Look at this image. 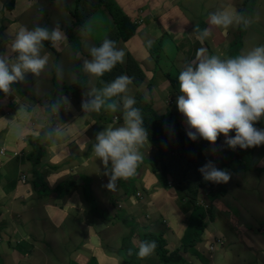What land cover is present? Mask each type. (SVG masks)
<instances>
[{
	"label": "crops",
	"instance_id": "0c3cea01",
	"mask_svg": "<svg viewBox=\"0 0 264 264\" xmlns=\"http://www.w3.org/2000/svg\"><path fill=\"white\" fill-rule=\"evenodd\" d=\"M5 1L8 2L10 0H0V31L6 34L4 44H7V40H10L7 38V35L17 34L22 26L29 30L37 26L46 27L49 30L59 26L66 37V39L58 42L55 47L52 45L51 49L47 48L44 44L41 54L43 55L45 50H49L53 54V58L49 55L48 65L46 66L47 73L51 75L52 85L50 86V84L46 82L45 75L42 73L32 77L33 82L36 81V84L34 83L35 90L32 92V95L37 98L39 108L32 110L34 104L28 99L31 102L29 106V110L31 111L28 112V116L30 115L31 117V115H33L34 118H32V121L36 117H40L47 122L46 131L48 136L45 139L44 148L40 150L41 156H43L45 154L44 151H48L47 149L50 147L70 145L71 148L65 147L64 151L68 149H71L72 152L76 151L72 156H75L77 160H79L82 159L80 155H83L86 151L80 152L78 148H82L84 143H89V155L82 160H88L89 162L97 160V168L91 175H87L85 178L87 181L91 177L100 182L105 181L107 183L109 180V176L105 175V166L95 155L93 145L96 143L95 137L98 132L108 127H118L120 124H115L116 121L122 124L124 123L123 97L127 96L131 88L132 91L129 97L133 98L137 88L146 80L154 93L156 107L164 108L165 113L168 112V108L165 104V94L172 95L173 92L172 102L176 105V99L178 95H180L178 83L179 72L186 64L192 62L197 57L192 59L193 53L189 52L190 49H195L196 51L195 47H197L205 50V43L207 42L212 49L216 51V56H219L221 59L236 57L229 56L226 52L228 43L233 40L230 34V31L234 30L233 28L229 29L228 27L211 25L206 15L202 16L207 19L206 22L199 25V22H201L199 20L198 23L193 24V19L196 20V18L192 16L193 3L195 0H188L187 3L183 0H116L127 17L137 26L136 35L130 41L123 42L120 40L117 43V48L123 50L125 53L123 62H120L121 67L125 71L124 76H128L132 82L128 86L127 92L121 94V99L118 101V110L116 112L107 109L104 110V108L99 112H84L81 107L82 100L86 99L84 93L92 89H103L106 85L101 77L92 76L84 70L79 71V76H76L75 73L70 74V69L72 68L75 71L76 68L75 60L77 59L73 56V50H76L78 55L77 58L81 65H83L84 60L91 59L88 49L91 46H97L98 43L106 37L93 40L91 24L97 26L103 23L107 25V30H109L114 24L108 13L103 10L97 11L94 16H89L84 21L83 26L74 27V32L80 33L82 31L83 36H79L81 33L79 35L76 34L72 43L69 44L65 34V28H70L74 24V16L72 15L71 17L67 15L64 6H60L56 1L52 0H13L14 9L10 11L7 9ZM64 1L68 7L75 4V0ZM4 6L5 9L3 8ZM231 8L233 9V7ZM28 10L30 13L26 15ZM93 18H95V21L90 22ZM140 21L142 23L141 25H139ZM203 25L205 26L204 29H209L212 34V37H207L205 42L198 38L199 31L203 29ZM238 25L239 24H236V26ZM197 27L199 31L195 34L194 30L197 29ZM109 32L110 31H108V33ZM139 34L144 35L142 41L139 39ZM238 37L239 36H237L236 39ZM241 40H238L236 43L239 44ZM77 41L78 43L76 44L75 42ZM149 41L151 42L150 46ZM158 45H160L161 48L158 50L160 53H156L160 58V62L157 64L155 58L151 56L150 50ZM66 48L70 51L67 54L65 52ZM3 50L2 54L10 58H14L16 55L12 50V46H7ZM242 54H244L243 51L238 55ZM187 56L188 58L190 57V60H187ZM56 65L58 67L55 69L54 67H56ZM159 66L162 67L160 71H158L157 68ZM52 69L55 70V75L51 74ZM157 71L160 72V74L155 76ZM140 74H143V78H141L140 84L136 85L134 80H136ZM149 76H151L150 79L148 78ZM161 77H165L169 85H166L164 80L160 81ZM171 78L175 80L174 86H172ZM55 79L57 81H55ZM63 95L66 96L70 102V108L66 109L67 105L61 103L60 112L57 116H54V111L51 106L53 102L61 100ZM34 101L36 100L34 99ZM45 101L50 102V104L47 105L50 106L49 112H45ZM2 108L0 104V109ZM117 112L121 115L120 119H118ZM178 113L182 117L178 118L177 115H174L182 124L185 134H187V132L192 129L188 127L183 114L180 112ZM43 114L48 116L46 117ZM2 116L3 114L0 113V118ZM9 124L12 126V123L9 122ZM254 126L257 129H264V118L254 122ZM49 129L51 131H49ZM56 129L60 130L59 134H56ZM6 132L7 126H0V138ZM6 134L7 139L12 141L13 136L8 133ZM223 136V134L220 135L217 145L225 141V139L222 138ZM91 138L92 140L90 142ZM1 141L0 139V142ZM192 141L194 145L197 146L198 144V146L204 147L199 149L200 153H202L199 156L200 160L204 164L205 160L209 162L210 160L207 154L203 152V149L210 152L212 150V143L200 137ZM211 153L217 157L222 155L221 152L217 153L216 151H212ZM24 160L28 161L25 158ZM17 161L19 162V160ZM110 166L109 162V167ZM50 174L52 175L53 172H50ZM6 176L7 173L3 171L2 177L5 178ZM132 178H134V176L123 179L127 183L125 185L127 191L131 190L132 186L136 188ZM23 179L26 182L29 180L28 182L31 183H20L16 178H13V180L11 179V182L8 184L6 181H3L2 186H0V201L6 200L3 199L2 195H9V201L18 199L23 200L24 197L25 200L32 192H36L40 197L43 192L45 196H42V198L44 199L51 195L49 193L52 192L54 195L53 199L57 201H60V198L63 196L60 195L57 197L56 193L52 190H41L44 180H47L49 185L56 183V180H53V175L42 178L39 173L36 175L31 170L23 175ZM36 179L40 183L33 182ZM141 179L143 183L144 181L152 182V180H154L150 173H146L145 177L143 174V178ZM175 184L178 183L175 182ZM223 185H225L223 191L221 193L216 192V194H223L226 192L228 194L229 190L226 188H228L230 184L227 182L223 183ZM3 187L7 188V192L3 191ZM73 188L75 189V180L73 181V186L66 192H73ZM161 190L162 189L158 186L152 188L155 194ZM243 192L246 195L242 203L244 201L247 203L244 211L240 209L241 203L233 197L232 199L236 203V207H233L227 201L224 202L226 205L225 207L233 210L232 213L236 214L237 219L235 223H232L231 220L225 222L224 232L228 239L227 244L224 245L222 240L223 236L220 234L222 227L220 233H212L216 235L215 238H211L208 233V221L214 220V217L211 220L204 219L205 227L196 238V244L189 246L186 241L183 240L184 235L187 237V232L183 234L180 233L181 226L185 222L184 217H177V214L173 212L168 214L170 223L167 227L169 226L171 235L174 236V239L176 238L178 240L177 243L183 248L184 251L180 252V254L187 259L188 264H207L205 255L209 254V252H213L210 264H264V216L253 209V203L250 202L252 195H247L251 190H244ZM36 200V196L29 197V201L25 202L27 207L23 206L22 209L24 211L28 210V214H32L38 219L35 223L40 224V222H42L43 224H49L47 218L41 213V206L36 204ZM19 209L17 205H12L7 201L2 204V208L0 209V245L5 246V258L0 255L1 264H92L93 262L96 264H122L125 259L130 257V255L127 254V250L138 246L140 237H143L146 232H151L154 235H162L160 233L156 234L153 231L160 227V224L156 223L157 218H150L148 223L141 227L142 231L138 235H135L132 229H127L126 226L128 221L125 217H121V221L118 223L113 221L112 216L99 217L93 215L82 224L86 226L83 228L82 232L72 230L66 233H57L55 236L56 242L52 243V240L49 239L47 242L48 245L44 249L43 243L40 242L36 250L35 243H33V232L24 231V224L20 223L18 219L16 222H13L12 226L7 221L8 215H11L12 211L18 213ZM147 215L150 216L151 214L149 213ZM115 228L118 229L119 232H116ZM165 234H163V238L166 242L165 247L178 251V249L168 244ZM121 240L126 241L125 246L120 245ZM216 240H220L221 243H216ZM213 243L214 247L210 249L209 247ZM196 248H201L200 251L198 249V254L194 251ZM234 250H237L239 253L236 255ZM157 262L168 264L165 260H157ZM139 264H143L141 260H139Z\"/></svg>",
	"mask_w": 264,
	"mask_h": 264
},
{
	"label": "rangeland",
	"instance_id": "374dc122",
	"mask_svg": "<svg viewBox=\"0 0 264 264\" xmlns=\"http://www.w3.org/2000/svg\"><path fill=\"white\" fill-rule=\"evenodd\" d=\"M183 1L185 3L188 2V0ZM222 3L225 5L219 9ZM227 3L234 5V8H230L228 10ZM193 4L194 7L192 10V16L196 18V20L192 18L194 22L193 24L198 23L199 20L201 21L199 24L206 22L207 19L202 16L206 15L209 19L210 14L215 13L216 11L240 13L250 21L248 26H243V24H241L244 27L243 29L230 31L232 39H235L240 34L241 30L244 31L243 35L237 38L238 40L242 39L240 41V52L243 51V53L246 54L252 48L264 45V0H195ZM65 5L67 6L66 3ZM247 5L251 7V10L246 9ZM118 6L121 8L119 4ZM75 7V4H72L68 7L70 10L66 9L65 13L72 17ZM3 8L5 9V6ZM29 13L30 11L28 10L26 15H29ZM252 15H254V18L257 17L256 21L252 20ZM81 18L83 19V22L87 19L83 17ZM93 21H95V18H93L90 22ZM141 24L142 23L140 21L139 25ZM78 26H83V23ZM230 26L232 27L233 24ZM91 30L93 32V40L104 38L108 35L107 25H104L103 23H100L97 26L91 24ZM198 31L197 27V29L194 30V33L197 34ZM80 33L75 32V34L83 36V32L81 31ZM5 35V33L0 31V46L3 44L2 37ZM143 37V34H139V39L141 41L143 40ZM75 43L77 44L78 41ZM196 49L200 50L202 48L196 47ZM45 52L49 53L50 57L53 58L51 51L45 50ZM76 66L79 71L83 70V65L79 63V60L76 62ZM57 67L58 66L56 65L54 68L56 69ZM157 68L158 71H160V68L162 67L159 66ZM158 71L155 76L160 74ZM41 73L45 75L46 82L51 86L52 79L51 75L47 73V69L45 68ZM73 73H75V71L71 68L70 74ZM51 74L55 75L54 69L51 70ZM33 76V74L28 73L26 74L24 81L13 83L11 85L12 89L8 94L0 92V104L3 107L0 109V113L3 114L0 118V126H7L6 133L11 134L13 136L12 141H14L12 142L7 139L6 133H4V135L0 138L2 140L0 142V148L5 149V156L0 154V186H2L3 181H6L8 184L11 182V179L13 180L16 176L19 177L21 174L23 176L32 170V172L36 175L39 173L42 178L53 175V180H56V183L63 177L62 180H64V182L58 189L55 190L56 196L58 192H63L61 194L63 196L60 198V201H57L53 199L54 195L52 192H50L49 194L51 195L45 199L42 198V196L40 197L36 192H32V194L27 196L25 200L24 197L23 200L18 199L9 201V195H2L3 199L6 200L0 201V209L5 201L12 205L15 204L20 208L18 213L12 211L11 215H8L7 221L9 224L12 226L13 222H16L18 219L20 223L24 224V231L33 232V243H35L37 250L40 242L43 243V249L48 245L47 242L49 239L52 240V243L56 242L55 236L57 233H66L72 230L82 232L83 228L86 227L82 224L93 215L99 217L112 216L113 221L118 223L121 221V217H125L128 221L126 226L127 229H132L135 235H138L142 231L141 227L147 224L150 218H157L156 223H159L160 227L158 229H154V233H160L162 234V237L163 234L166 233L165 238L168 244H170L173 248L178 249V252L180 253L184 250L177 243L178 240L176 238L174 239V236L171 235L169 226L167 227L170 223L168 214L173 212L177 214V217H184L185 219L180 231L182 234L187 232V237L184 235L183 240H185L189 246L195 245L197 236L191 232V226L197 221V219H191L192 204L188 202V198L191 199L193 196L182 197L181 193L183 194V191L178 189V184H175L173 178H165L167 180L166 188L160 187L162 190L155 194L152 191V188L156 185V181H144L143 183L141 179L143 178V174L145 177L146 173H150V171H152V166L146 159H143V162L140 163L136 170V174L133 175L134 178L132 179L135 182L136 188L132 186L131 190L127 191V188H125L127 183L123 179H118L115 187L113 189H108L106 187L109 182L108 179H106L108 180L106 183L105 181H96L93 177H91L88 181L84 178V176L87 177V175H91L95 172L97 168V160L92 162L82 160L89 155V143H84L82 148H78L80 152L84 150L86 151V153L80 155L82 159L79 160H77L75 156H72L76 151L72 152L71 149L64 151L65 147L71 148L70 145H57L50 147L47 149L48 151H44L45 154L41 156L40 150L44 148V143L46 142L45 139L48 136L46 131L47 122L40 117L32 121V118L34 117H30V115L28 116L29 106L31 105V102L28 99H31L29 97H32V92L35 90L34 83L36 84V81L33 82L32 80ZM150 77L151 76L148 78L150 79ZM141 78H143V74H140L135 80L137 82L136 85L140 84ZM163 80L166 85H169V82L165 79V77L160 78V81ZM55 81L57 80L55 79ZM131 91H128V97L130 96ZM138 93L142 94V96L151 103L153 108L158 113H164V108L156 107L154 93L146 80L137 88L134 94L137 95ZM172 95L165 94V104L168 111L174 113L178 116V118H180L182 116L178 113L179 111L177 106L172 102ZM33 99L36 100L34 102L36 103L37 98L34 97ZM113 99L118 102L121 99V95L113 97ZM169 100H171V103H169ZM37 104L39 103L37 102ZM45 112L49 111L45 110ZM117 116L118 119H120L121 115L119 112H117ZM9 122L12 123V126ZM115 124H120L118 127L123 125L119 121H116ZM229 135L234 136V131L230 132ZM92 138L90 139V142ZM222 138L225 139L224 136ZM196 148L197 152L196 160L193 165V172L197 176L195 182L198 183L203 179V176L198 169L205 165L208 161L204 164L199 158L202 154L199 149L204 147L197 146ZM29 151L33 153L30 159L25 157V153H28ZM212 151H216L217 153L221 152L222 155L219 157L214 156L211 153ZM235 151V156L233 158L230 157V153L234 154ZM203 152L207 154L208 159L215 165V167L219 166L223 170L230 172L232 175L231 179L228 181L230 186L226 188L229 190L228 194L227 192L223 194H213L212 189L209 191L212 193L210 194L206 189H198L199 192H195V194H197L192 201V203L196 202L198 204H202L206 214H212V216H214V220L208 221V233L211 238H215L216 235L212 233H220L222 227L220 234L223 236L222 240L224 245L227 244L228 239L224 232L225 222H229L231 220L232 223H235L237 221L236 214L232 213L233 210L225 207V201L229 202L233 207H236V203L233 201L232 197L237 199V201L241 203L240 209L244 211L247 203L246 201L242 203L246 195L243 191L251 190V192L247 195H252L250 200V202L253 203L252 207L255 211H258L262 216H264V144L246 149H241L237 146L235 149H232L225 143L223 146H218L216 148L212 147L210 152L203 149ZM15 153L17 154V157L21 156V160H19V162L16 159H12L15 157ZM141 153L143 155L145 154L144 146L141 148ZM244 153H246L245 156L243 155ZM24 158L28 161L24 160ZM3 171L7 173L5 178L2 177ZM50 172H53V174L51 175ZM74 180L76 190L73 188V192H66L73 186ZM156 180L158 179L156 178ZM28 181L25 182L31 183ZM33 182L40 183L37 179ZM44 182L48 184L47 180H44ZM158 182L161 185L160 180H158ZM56 183H53L50 186H53ZM223 189L224 188L222 186H215L213 188V190H217L219 193H221ZM3 191L7 192V188L3 187ZM33 196L37 197L36 204L41 206V213L47 218L49 224H43L42 222H40V224L35 223L38 219L32 214H28V210L24 211L22 209L23 206L27 207L25 202H28L29 197ZM238 211L240 212L239 209ZM149 213L151 214L150 216L147 215ZM197 214L198 213H195V215ZM116 232H119V230L116 229ZM5 234L7 235L6 232ZM120 245L125 246L126 241L121 240ZM198 249L199 248H196V250H194L196 254H198ZM172 252H174V250L165 247L163 250L155 249L153 254L146 258L141 259L139 257H135L136 259L138 258V261L141 260L143 264H161L158 263L157 260L160 261L164 259H166L168 264H188L187 259L181 254H178V259L177 257H172ZM234 253L237 255L239 252L234 250ZM212 254L213 252H209V254L205 255L207 264L211 263ZM0 255L5 258V246L0 245ZM92 264L96 263L93 262Z\"/></svg>",
	"mask_w": 264,
	"mask_h": 264
},
{
	"label": "clouds",
	"instance_id": "9594fccd",
	"mask_svg": "<svg viewBox=\"0 0 264 264\" xmlns=\"http://www.w3.org/2000/svg\"><path fill=\"white\" fill-rule=\"evenodd\" d=\"M101 10L105 11L104 9ZM251 17L253 21H256L257 17L254 18V15ZM73 19L74 24L70 27L72 34L69 38L66 34L68 27L65 28L69 44L76 36L74 27L78 26L74 17ZM209 23L215 26L228 27L233 23L248 26L250 21L240 13L218 11L210 14ZM111 30L112 28L108 31ZM210 34L209 29H203L199 31L198 38L203 40ZM108 36L102 39L97 46H91L88 49L91 59L84 60L83 70L92 76L101 77L105 72L111 71L117 63L120 65V62H123L125 53L117 48L116 42L108 39ZM2 38L3 44L0 46V92L6 94L10 93L13 83L24 81L26 74L31 73L38 76L46 68L50 54L47 52L41 54L44 47L43 42L49 41L55 47L58 42L66 39L59 26L51 30L39 26L29 30L22 26L17 34L7 35V38L10 39L7 40V44H4L5 36ZM150 44L149 41V46ZM7 46H12V50L16 54L14 58L2 54L3 49ZM73 51V56L77 59L76 50ZM65 52L67 54L70 51L66 48ZM76 62L77 60H75V64ZM75 74L79 76L77 66ZM131 82L128 76L122 75L107 85L104 82L106 86L103 89H92L84 93L86 99L82 100V110L84 112H99L105 108L116 112L119 104L113 97L126 93ZM178 83L180 95L176 99V106L185 117L188 127L192 129L187 132L190 143L200 137L212 143L214 148L223 146L225 143L232 149L237 146L246 149L264 144V129H257L254 126V122L264 118V45L256 46L246 54L225 59L216 55H206L205 50L200 49L196 59L186 64L179 72ZM61 103L67 105L66 109L70 108V102L63 95L61 100L53 102L51 106L53 113L58 114L60 112ZM49 104L50 102L47 101L44 105L48 111H50L48 109L50 106H47ZM135 104L134 98L123 97V125L103 129L95 137L96 143L93 145V149L96 157L105 166V175L109 176V182L106 185L108 189H113L118 179H127L135 175L138 166L144 159L140 149L146 142L149 143L148 132L143 126L141 109L135 107ZM233 131L235 135L230 136L229 133ZM55 132L59 134L60 130L56 129ZM221 134L224 135L225 141L217 145ZM235 154L236 151L234 154L230 153V157L233 158ZM14 155L15 157L12 159L20 160L21 156ZM243 155L245 156L246 153ZM204 162L206 163V160ZM198 171L205 181L217 183L211 187L213 194L217 192V190H213L215 186L221 185L224 188L223 183H227L232 176L227 170H223L219 166L215 167L211 161L199 168ZM22 179V175L16 177L18 182L25 183ZM196 188L197 190L206 189L208 193L211 190L202 186ZM62 193L57 194V196ZM189 202L192 204L191 201ZM196 204L204 210L202 204ZM205 215L204 219L207 220L214 217L212 214L207 215L206 212ZM191 219L196 218L191 216ZM216 243H221V241L216 240ZM156 247L157 244L154 240L139 241L138 246L135 247L138 249L136 255L141 259L146 258L153 254ZM213 247L214 243L210 249ZM131 254L132 250L129 249V255ZM178 254L180 253L178 252Z\"/></svg>",
	"mask_w": 264,
	"mask_h": 264
},
{
	"label": "trees",
	"instance_id": "16d2710c",
	"mask_svg": "<svg viewBox=\"0 0 264 264\" xmlns=\"http://www.w3.org/2000/svg\"><path fill=\"white\" fill-rule=\"evenodd\" d=\"M52 1H56L59 5L64 6L67 10H70V8L65 5L64 0ZM5 2L8 10L11 11L14 9L13 0ZM227 4L228 10L231 7L234 8V5H230L229 3ZM224 5L225 4L222 3L219 9H221ZM75 6L76 7L73 14L75 21L78 25H82V23H84L81 17L88 18L89 16L94 15L98 10L104 9L109 14L114 24L107 38L115 41L116 44L120 39L124 42H128L136 35L137 26L127 17L126 13L118 6L116 0H75ZM246 9L251 10V7L247 5ZM243 26L241 24L236 26V24L233 23V26H228V28L239 30L243 29ZM202 28L204 29L205 26L203 25ZM71 30V28L67 29L66 34L68 38L72 34ZM243 33L244 31L241 30L238 36H242ZM208 37H212V34H210V36ZM202 41L205 42L206 38ZM237 41L238 40L235 38L228 43V46L226 47L227 55L237 56L240 53L241 43L238 44L236 43ZM44 44L47 48H52L51 42L45 41ZM159 48H161L160 45L150 50V54L155 58L156 63L160 62L159 56L156 55V53H160L158 52ZM198 51V49H196V51L195 49L189 50L190 53H193L192 59L197 56ZM205 54L209 56L216 55V51H214L207 42L205 43ZM187 60H190V57L188 58L187 56ZM124 73L125 71L121 68L119 63H117L111 71L105 72L104 75L101 77L107 85L117 77L124 75ZM171 81L172 86H174L175 80L171 78ZM134 82L135 84H137L135 80ZM33 96L34 95H32V97ZM32 97H29L31 98L29 100L32 101V103L34 104L32 110H36V108H39V105L34 103V97ZM133 98L136 100V104L134 106L141 109V114L143 117V126L148 132L149 143L146 142L144 144L145 154L143 155V157L144 160L146 159L147 162L152 166V171H150V175L156 181L155 186L166 188V179L173 178V180L179 185L178 189H180V191H183V194L181 193L182 197L193 196L191 199L188 198V200L192 202L197 194H195V192H197L196 187L202 186L210 190L213 185H216L217 183L205 181L204 179L200 180L198 183L195 182L197 176L193 172V165L196 160L197 148L193 143H190V139L188 138L187 134H185L184 136L185 132L183 131L182 124L176 119L174 113L168 111L163 114H158L152 107L151 103L148 102L140 93H138L137 95L135 94ZM48 109L50 110V107H48ZM43 115H45L46 117L48 116L46 114ZM53 115L57 116V113H53ZM31 116L33 117V115ZM35 119H37V117ZM32 155L33 153H31L30 151L28 153H25V157L28 159H30ZM84 178L86 177L84 176ZM156 178L160 180L161 185L159 184L158 180H156ZM63 182L64 180L61 179L53 186L42 182V191L53 190L55 192V190L58 189ZM59 193L61 192H58V194ZM42 196H45L43 192ZM192 204V217L197 219V223L191 226V231L194 234L199 235L205 227L204 218L206 215L205 211L202 210V207L200 205H197L195 202ZM195 213L198 214L195 215ZM144 240L156 241V249L163 250L165 248L166 242L162 235H154L151 232H146L143 237H140L139 241L141 242ZM130 249L132 250V254L128 259H125L122 264H139V261L137 260L138 258L136 259V257H138L136 255L138 249ZM127 254L129 255V250H127ZM171 255L174 258L177 257L178 259L177 250L172 252ZM164 260L166 261V259Z\"/></svg>",
	"mask_w": 264,
	"mask_h": 264
},
{
	"label": "built area",
	"instance_id": "2783aa9c",
	"mask_svg": "<svg viewBox=\"0 0 264 264\" xmlns=\"http://www.w3.org/2000/svg\"><path fill=\"white\" fill-rule=\"evenodd\" d=\"M4 151H5L4 148H1V149H0V153H1V154H4ZM15 154H16V153H15ZM22 180H23V179H22Z\"/></svg>",
	"mask_w": 264,
	"mask_h": 264
}]
</instances>
